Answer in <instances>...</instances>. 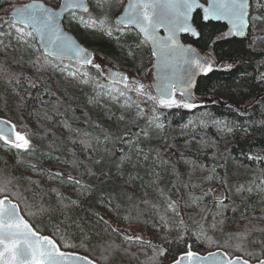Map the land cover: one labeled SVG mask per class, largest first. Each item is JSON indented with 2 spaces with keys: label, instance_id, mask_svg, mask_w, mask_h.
<instances>
[{
  "label": "trees",
  "instance_id": "16d2710c",
  "mask_svg": "<svg viewBox=\"0 0 264 264\" xmlns=\"http://www.w3.org/2000/svg\"><path fill=\"white\" fill-rule=\"evenodd\" d=\"M27 1L0 0V15ZM120 7L110 2L97 9V23L106 17L114 26ZM251 15L264 17V0H252ZM11 22H0L6 34L0 36V116L27 129L32 145L20 151L0 141V176L13 178L12 190L30 205L22 213L37 230L63 236L100 264H168L189 245L253 262L264 257V159L248 158L264 157V24L244 39H217L226 26L204 23L198 12L200 38L185 40L215 61L198 81L200 103L156 106L153 113V103L135 91H102L94 75L100 70L47 57L33 35L20 39ZM70 26L118 65L141 72L148 65L137 35L119 39L94 26ZM38 59L42 68L34 66ZM153 115L164 125L157 136Z\"/></svg>",
  "mask_w": 264,
  "mask_h": 264
},
{
  "label": "snow or ice",
  "instance_id": "6c2138e0",
  "mask_svg": "<svg viewBox=\"0 0 264 264\" xmlns=\"http://www.w3.org/2000/svg\"><path fill=\"white\" fill-rule=\"evenodd\" d=\"M106 2L107 0H97V5L103 8ZM206 5L199 3V0H129L123 15L117 19V31H122L121 26H134L143 35L142 43L151 44L152 56L156 57L157 94L153 96L150 92L151 86H146L134 78L130 79L122 72L110 74L114 84L124 85V90L119 88L114 90L121 96L126 95L125 90H131L146 97L154 105L153 113H156V106L163 109L198 107L192 95L194 77L197 72L206 75L214 71L215 61L208 56H201L190 45L185 46L177 39L178 32L191 33L193 36L200 35L191 22L193 10H203L201 19L204 22L227 21L229 30L221 33L217 39L233 35L243 36L247 29L255 28L257 23L264 24V17L251 15L249 0H206ZM62 7L88 11V6L83 0H64ZM58 15L55 9L33 0L32 3L14 9V20L10 23V27L16 29L20 39L26 36L31 37L33 32L37 33L44 53L48 56L56 58L69 56L81 64L93 65L100 70L101 65L94 64L88 50L60 30L57 24ZM106 23V17L99 21L101 30L111 36L112 28L106 26ZM95 24L96 21H93V26ZM17 25L21 26L17 27ZM161 28L168 33L166 37L157 35ZM25 29L30 30L25 31ZM3 35L6 34L0 32V36ZM129 54L131 55V52ZM35 65L43 67L39 59L34 62ZM223 67L229 70L233 65L229 63ZM60 70L67 72V75L73 78L77 75L75 71H67L63 67ZM261 80H264V76H261ZM32 87H35L34 83ZM139 112L142 113L143 110L139 109ZM159 119L158 115H153L149 119V124H155L157 129L162 130L164 125L157 123ZM217 123L224 124L223 121H217ZM224 126L228 132L232 131V128L227 127L226 124ZM16 128L17 126L11 121L0 119V141L15 149L30 150L31 140ZM141 134L148 136L146 130H141ZM248 158L264 159L260 156ZM68 179L73 180L72 177ZM74 183L79 185L80 181L75 180ZM12 185L13 178L0 176V264H94L93 260L81 256L75 250L76 245L65 242L63 236L54 238L57 235L55 233L43 235L34 228L21 214L30 205L19 190H12ZM21 204L24 205V209H21ZM168 207L173 212L176 211L175 202L170 203ZM28 215L32 216L34 213H28ZM181 223H183L182 220ZM215 226V224L211 225L213 228ZM113 230L116 231V229ZM127 239L140 240L141 238L129 236ZM165 251L166 249L161 248L159 254L163 255ZM248 255L251 256L252 253ZM172 264H249V261L241 257H230L228 252L221 253L219 249L201 255L193 251L189 245L187 250L180 252L172 260ZM258 264H264V260H259Z\"/></svg>",
  "mask_w": 264,
  "mask_h": 264
},
{
  "label": "water",
  "instance_id": "95a60500",
  "mask_svg": "<svg viewBox=\"0 0 264 264\" xmlns=\"http://www.w3.org/2000/svg\"><path fill=\"white\" fill-rule=\"evenodd\" d=\"M33 1H31V2H28L27 4H29V3H32ZM36 2L37 3H42V4H44L45 6H47V7H49V8H53V7H51V6H49V5H47L46 3H44L42 0H36ZM83 2L84 3H86L87 4V6H88V11H89V9H90V7H89V5H88V3H87V0H83ZM128 2H129V0H128ZM63 3H64V0H61V4H60V6H59V8H57V9H55L58 13H59V15L57 16V24H58V26H59V28H60V30L63 32V33H65L67 36H70L71 38H72V40H74L77 44H79L81 47H83V48H85L81 43H79V41L77 40V38L75 37V35H73L72 33H70L69 31H67V30H65V28H64V26H63V18H64V16L66 15V14H68L69 12H71V11H82V12H84L83 10H81V9H75V10H72V9H66V8H63L62 7V5H63ZM199 3H201V4H205V6H207L206 5V1L205 2H203L202 0H199ZM249 3H250V9H251V0H249ZM17 7H20V6H17ZM16 8V7H15ZM15 8H13L10 12H9V17H11V18H13V20H14V16H13V13H14V9ZM54 9V8H53ZM250 9H249V11H250ZM124 12V11H123ZM123 12H122V14L120 15V16H122L123 15ZM197 12H200L201 13V15H203V10L202 9H194L193 10V13H192V23H193V26L197 29V27L195 26V24H194V16H195V14L197 13ZM119 16V17H120ZM119 17H117L116 18V23H117V19L119 18ZM204 22V21H203ZM210 22H216V23H223V24H225L226 25V31H228L229 30V25L227 24V21H224V20H211ZM204 23H208V22H204ZM128 27H134V26H128ZM135 29H137L136 27H134ZM138 31H139V29H137ZM197 31L199 32V30L197 29ZM248 32H249V29H247L246 30V33H245V35H243V36H228V38H230V39H232V38H238V39H244V38H246V36L248 35ZM34 33V35H35V37H36V39H37V43H38V45H39V47L41 48V50L44 52V49H43V45H42V43H41V41H40V38H39V35L37 34V33H35V32H33ZM200 33V32H199ZM157 35H159V36H161V37H166L167 35H168V33L167 32H165L164 31V29H159L158 30V32H157ZM183 36H189V37H191V38H193L194 40H197V39H199L200 38V35L199 36H193L191 33H185V32H178L177 33V39H178V41L181 43V44H183V45H185V46H188V45H190L193 49H195L201 56H204L203 55V53L201 52V51H199L193 44H191V43H184L183 42V40H182V37ZM150 44V43H149ZM150 47H151V50H152V46H151V44H150ZM86 49V48H85ZM88 52L92 55V58H93V53L91 52V51H89L88 50ZM45 54V53H44ZM46 55V54H45ZM48 56V55H47ZM49 57H51V58H55V59H60V60H68V61H73V62H75V63H77V64H79V65H82V66H88V65H84V64H81V63H79L76 59H73V58H70L69 56H64L63 58H56V57H53V56H49ZM155 64H156V57H155V60H154V63H153V67L155 68V70L157 71V68H156V66H155ZM106 71H107V77H108V79L110 80V81H112L113 82V80H112V78H111V73L112 72H120L119 70H117V69H114V68H112V67H107L106 68ZM204 74L203 73H200V72H197V74L195 75V77H194V85H193V87H192V95H193V97H194V102H196V103H198V99L195 97V92H196V89H197V84H198V81H199V79H200V77H202ZM158 83V80H157V82L155 83V85H154V91H155V94H157V91H156V84ZM0 119H4V120H9V119H7V118H5V117H2V116H0ZM9 121H11V120H9ZM12 122V121H11ZM13 124H15L14 122H12ZM16 125V124H15ZM16 130L17 131H20V132H22V133H24V134H26L27 135V137H28V133H27V130H21V129H18V128H16ZM29 138V137H28ZM30 139V138H29ZM19 150V149H18ZM22 151H26V150H22ZM21 214L23 215V213L21 212ZM25 217V216H24ZM25 219H27L26 217H25ZM30 222V221H29ZM31 223V222H30ZM32 224V223H31ZM34 227V226H33ZM35 228V227H34ZM41 234H43V235H49V234H45V233H41ZM220 250V252L221 253H223V252H226L225 250H223V249H219ZM194 251V250H193ZM213 251H217V250H213ZM195 252H197V251H195ZM198 253H200V252H198ZM208 253V252H207ZM207 253H200L201 255H206ZM81 256H85V257H88L90 260H93L94 261V264H100L99 262H97L96 260H94L93 258H91V257H89V256H87V255H85V254H82V253H79ZM229 256L230 257H232L230 254H229ZM234 257H241L242 259H244V260H248L249 261V264H258V261H256V262H253V261H251V260H249V259H247V258H244L243 256H234ZM260 260H264V257L263 258H261ZM168 264H172V262L171 263H168Z\"/></svg>",
  "mask_w": 264,
  "mask_h": 264
},
{
  "label": "flooded vegetation",
  "instance_id": "af4514ba",
  "mask_svg": "<svg viewBox=\"0 0 264 264\" xmlns=\"http://www.w3.org/2000/svg\"><path fill=\"white\" fill-rule=\"evenodd\" d=\"M122 1L123 0H116V1H113V2H118L120 4ZM126 2H127V0H125V3ZM123 31H124V29H122V31H117V32H122L123 33ZM134 33L136 34V32H134ZM111 37H113V36H111ZM138 40H139V42L141 41V44H143L142 43L143 39H141L139 37ZM144 45H146V44L144 43ZM105 59H106L105 56H102L101 60L98 59L99 62L101 63V69L100 70L103 71V74L102 75L104 76V78H106V74H105L104 68L106 67L107 64L105 65L102 61H104ZM151 59L153 61V58L150 55L149 58H148V60H147L148 67H147V70L146 71H148V73H149L148 75H144V72L137 73V74H133L132 71L129 68H127V67L126 68H118V69H120L122 71V73H124L125 75H127L130 79L131 78H134V79L138 80L140 83H142V84H144L146 86H151L150 87V90H153L154 83L156 82V73H155V71H154V69L152 67V64L153 63H150V65H149V61ZM98 60H96V63H98ZM122 86L124 87V85H122Z\"/></svg>",
  "mask_w": 264,
  "mask_h": 264
},
{
  "label": "rangeland",
  "instance_id": "374dc122",
  "mask_svg": "<svg viewBox=\"0 0 264 264\" xmlns=\"http://www.w3.org/2000/svg\"><path fill=\"white\" fill-rule=\"evenodd\" d=\"M83 21H84V20H83ZM93 21H94V20L91 19V18H90V19H86V20L84 21V24H86V25H85V26H82V27H86V28L93 27ZM88 25H90V26H88ZM106 26H109V24L106 23ZM94 27H97L98 29H101V26H100V24H98V23H96ZM139 49H140V52H143V49H142V48H139ZM146 52H147V59L145 60L144 64L147 63V60H148V58H149V52H148L147 50H146ZM131 54H132V53H131ZM113 63H114V62H113ZM127 68H129V69L132 71L133 74L142 73V72H144V75H148V74H149L148 71H146V70H147L146 67L143 69L142 72L139 71L138 69H134V68H132V67H127ZM94 75H95V79L97 80V82L100 83V89H101L102 91H104L106 88H109V90H113V91H115L114 89H116V88L109 87L107 80L104 79V77H103L102 74H100V75H98V74H94ZM115 92H116V91H115ZM150 128H151L152 130H153V129L157 130V132L154 133V136L160 135V131H161V129H157L156 127L154 128V126H153V127L150 126ZM23 130H27V129H23ZM214 192H215V193H218V192H220V190H219V189H215ZM181 209H183V208H181ZM182 212H183V213H182ZM181 214H182V215H183V214L185 215V210H184V209H183V211L181 210ZM130 231H131L133 234H137L138 232H141V229H140V228H137V227H132V228H130Z\"/></svg>",
  "mask_w": 264,
  "mask_h": 264
},
{
  "label": "bare ground",
  "instance_id": "6f19581e",
  "mask_svg": "<svg viewBox=\"0 0 264 264\" xmlns=\"http://www.w3.org/2000/svg\"><path fill=\"white\" fill-rule=\"evenodd\" d=\"M198 13V12H197ZM196 13V14H197ZM196 14H195V16H196ZM201 14V13H200ZM201 17H202V15H201ZM13 18H10V20H12ZM203 21V20H202ZM221 24H223V23H221ZM225 25V24H224ZM226 26V25H225ZM197 29H198V27H197ZM199 30V29H198ZM193 39V38H192ZM194 40V39H193ZM195 45V44H194Z\"/></svg>",
  "mask_w": 264,
  "mask_h": 264
}]
</instances>
